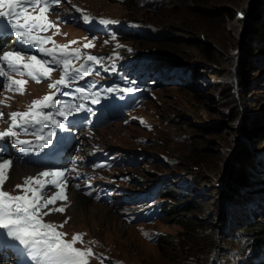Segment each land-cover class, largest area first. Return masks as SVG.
I'll return each instance as SVG.
<instances>
[{
	"label": "rangeland",
	"instance_id": "obj_1",
	"mask_svg": "<svg viewBox=\"0 0 264 264\" xmlns=\"http://www.w3.org/2000/svg\"><path fill=\"white\" fill-rule=\"evenodd\" d=\"M146 1L157 9L138 8L140 0H127V2L123 0H66L59 9H51V14H48V20L50 19L56 25L50 29L52 40L56 45L68 44L83 47L91 41L93 47L86 49L99 50L115 43L124 45L126 51L135 49L161 55L162 45L166 44L172 49V54L177 53V56L186 58L181 59L180 64L162 65V70L167 72L165 77L167 79L172 75L182 77L189 73L200 78L201 85L193 84L180 89L170 86L155 87L150 93L147 92L148 99L145 105L128 118L129 124L120 121L93 129L91 132L98 134L99 136L95 138L106 146L134 149L139 154L154 155L152 162L155 165H151L150 168L158 169L161 172L160 176L171 174L174 169L165 168V166L157 167L156 165L160 164L159 155L164 158L169 157L178 164L181 162L185 166L188 165L186 157L194 156L195 148L199 154L207 155L209 165L189 164L193 167L190 175L197 188L196 191H205L206 200L202 201L201 211L195 210L191 212L192 214L185 212L189 207V209L194 208L191 202L201 201L200 197L192 201L190 196L182 193L187 189L188 179L183 182L180 178H173L168 185L171 195L181 197L179 202L172 204L175 208H179L177 213L186 219L192 218V225L200 223V227H203L202 229L195 228V231L202 233L203 229L208 230L216 222L221 226L223 221L231 226L229 213L237 216L241 214L244 206L252 208V215H260L262 209L254 207L252 200H249L247 196L253 192L252 180L258 177L264 164V62H261L263 66L258 64L259 66L251 73L255 84L253 80H250L251 82L246 85L245 101L234 91L235 95L232 97L229 82H234L237 78L233 77L228 80L222 75L229 72L231 68L234 71L236 61L239 62L237 48L247 30L246 23L237 19L235 15L242 18V12L251 10L252 13L253 10L257 12L263 7L264 0H197L198 2L194 3H189L187 0ZM77 11L80 17L77 16ZM231 13H234V18L230 15ZM71 16H77L79 22L61 25L60 17ZM84 16L89 17L88 21L106 20L117 27L120 26L122 19L150 23L158 28L157 30L149 29L152 35L167 41H155L152 36L139 41L128 37L123 40L121 38L105 39L100 35L95 36L96 40L94 35L97 29L87 25L88 21H85ZM138 31H141V37H143L145 32ZM100 34L104 35L103 31ZM71 41H77V43L71 44ZM261 41H264V36ZM5 46L6 44L0 40V51L5 49L4 51L8 52L15 49L13 45ZM210 52L214 55L213 60L208 59ZM261 54L264 57V53ZM168 61H171V58L167 56L163 63ZM220 63L221 65L217 67ZM218 71L224 73L217 75ZM213 73L216 74L213 75ZM159 77H162L161 74ZM221 90L229 91L230 97L223 100ZM48 91V82L28 81L23 95L9 92L4 85V80L0 77V100L4 101L0 104V108L8 118L11 111L23 112L30 101L40 100ZM236 109L239 111L237 112L239 117L234 125L229 116L230 112ZM179 117L183 121L182 124L174 125L172 121L180 123ZM92 137L94 136H89L87 141H91ZM142 138H145L147 142L141 140ZM193 138L196 139L195 142ZM257 156L258 159H256ZM17 162L23 164L21 161ZM29 166L44 168L43 166ZM129 171L135 172L134 186L137 184L140 188L142 187L140 177L146 182L150 181L145 178L147 176L141 172L140 168L131 167ZM67 178L70 180L68 176ZM237 183L240 184L237 185ZM245 183L251 187L246 188ZM23 184V180L13 178L9 180L4 190L11 194L16 190L19 193L21 190L16 186ZM231 185L236 188L242 186V188L239 191L240 201L229 209L228 204L225 205V199ZM76 188H79V183ZM55 189L50 185L45 190L47 197H51ZM78 193L85 197L81 191ZM61 202L62 200H57L54 205H49V208L62 207ZM92 207L99 208L105 214L110 213V216L93 214ZM65 220L67 223L62 229L66 233V238L71 239L75 234H83L84 242L91 243L97 252L110 255L122 264H180L179 254L176 251L179 246L178 242L189 235V231L178 223L181 219L177 221L176 217L171 218L165 215L155 222L139 224L151 230V233L156 236L155 242L148 241L140 235L136 225L125 223L117 208L96 203L90 198L82 201L81 207L76 210H70V212L65 210L63 213L53 211L44 217L45 222L56 225H60ZM167 240H169V245L164 243ZM223 243L226 249L235 251V264H237L240 261L237 255L244 254L243 240L232 238L224 240ZM214 249L213 247L209 253ZM161 250L168 252L164 253ZM94 263L97 264V261L94 260ZM184 263L190 264L186 260L182 264Z\"/></svg>",
	"mask_w": 264,
	"mask_h": 264
},
{
	"label": "snow or ice",
	"instance_id": "obj_2",
	"mask_svg": "<svg viewBox=\"0 0 264 264\" xmlns=\"http://www.w3.org/2000/svg\"><path fill=\"white\" fill-rule=\"evenodd\" d=\"M50 9V0H0V18H7L18 41L22 45L35 47L44 56L51 57V61L38 59L34 55L25 57L20 51L0 54V65H2L0 66V77L7 76L9 81L5 86L6 89L23 95L28 80L13 79L5 71V66L12 73L20 77L27 76L36 83H40L42 79L50 78V74L54 71L49 66L50 63L63 69L60 79L49 84V88L56 91L45 95L40 100L33 101L27 111L12 112L9 115L11 121L9 127L6 131L0 132V141L6 137L14 138V143L21 146L22 151L24 146L30 142L19 139L20 133L16 129H20L25 134L28 133L29 129H34L32 134L35 135L37 141L41 142L39 147L46 146L51 142L55 133L48 130L45 135V129L49 128L50 125L60 129L65 126L55 119L52 113L46 114L42 110L55 107L56 114L67 120L68 115L76 110L75 106L56 101L55 95L60 87L67 88L71 80L87 76L92 72V68L86 66V63L79 67L73 65L74 59H81L79 48L70 51V45H56L51 37L40 35V33L56 27L53 22L48 20ZM84 19L88 21L89 17L84 16ZM100 23L108 24L111 22L101 20ZM48 43H52L53 47L46 48L45 45ZM70 43L76 44L77 41ZM83 47L91 48L93 44L89 41ZM86 62L99 64L101 61L95 56L87 55ZM123 91H132V89H124ZM76 92L79 93L82 100L91 99L92 102H97L98 94H89L82 88H77ZM2 103L4 101L0 100V104ZM80 107L82 108L83 105ZM3 115L0 113V119L3 118ZM11 164L10 160L0 161V229L6 230L8 236L18 240L30 251L34 249L35 254L32 255V259L35 264H89V258L95 256L92 249L75 247L77 243L83 244V234H75L68 241L65 239L66 233L57 230L63 228L67 220L60 225L44 221V217L53 211L60 213L65 211V207L49 208V205H54L57 200L67 199L65 194L66 181L63 179L64 172L45 171L41 172L38 177H28L23 185L16 186L23 194L12 195L4 190ZM49 177L51 179H43ZM48 185L58 189L50 198L47 197L45 191ZM45 209L47 211H44Z\"/></svg>",
	"mask_w": 264,
	"mask_h": 264
},
{
	"label": "trees",
	"instance_id": "obj_3",
	"mask_svg": "<svg viewBox=\"0 0 264 264\" xmlns=\"http://www.w3.org/2000/svg\"><path fill=\"white\" fill-rule=\"evenodd\" d=\"M140 1H141L140 2L141 5L140 4L137 5V7L140 9H143V8L151 9V10L157 9L156 7L149 5L146 0H140ZM172 1H175V0H172ZM187 1L189 3L190 2L194 3L197 0H187ZM124 2H127V0H125ZM230 15H233V18H234V13H231ZM242 15H243L242 18L237 17V15H235L237 19L244 21L247 27V30L246 32H244L243 38L241 39L240 46H238L237 48L238 50L237 59L239 58V62L238 60L236 61L234 65L235 66L234 71L231 68V70L227 72L225 75H222L224 73L223 71H218L217 75H222L226 77L228 80H231L233 77L237 78L236 81L229 82L230 91H232V97L235 95L234 92H237L238 97H242L243 101H245L246 100V95H245L246 85L251 82L250 80L254 79V77L253 78L251 77V73L255 71L253 69L259 66L258 64H261V66H263L261 62H264V57L261 56L262 55L261 53H264V50H263L264 41H261L264 36V5L263 7H261V9L259 8L257 12L253 10V13H252V10H251V11L242 12ZM112 28L116 32H118V34L116 33L113 38H121V40L128 37V38H133V39H137L141 41L145 38H150L152 36L153 40L155 41L157 40H162L165 42L167 41L166 39H162L160 37H157L156 35H152L153 33H151L149 29L152 28V29L157 30L158 28L150 23H141V21L122 19L119 27L112 25ZM134 30H142L145 32V34L143 37H141L142 35L134 34L133 33ZM113 48L114 47H107V48H103L99 50H93V52L99 53V55L103 56L106 52L113 50ZM115 49H117L118 52H121L120 54L123 56L122 58L136 60L140 64H142L143 62L141 59H146V62L148 63V67H147L148 71L150 70L153 73L154 78L151 80L150 77L146 75L143 76V78H145L146 82L155 81L154 85L149 89V92H151L155 87L170 86L173 88L180 89L184 87H190L193 84L201 85L200 78L197 76L191 75L189 73L184 74L182 77H177V75H172L170 76L169 79L165 77L167 75V72L162 70L161 68L162 65L180 64L181 59L186 58V57L182 58L180 56H177L176 55L177 53L172 54L171 53L172 49L169 47V45H166V44L162 45L163 50H161L162 51L161 55L159 54L157 55V54H153L149 52H140V51H136L135 49L126 51L125 46L119 45V44H115ZM167 56L171 58L172 62L168 61L167 63H163V61L165 60V58H167ZM213 56L214 55L212 54V52H210L208 59L212 58L211 60H213ZM220 65L221 63L217 65V67H219ZM133 68H138V67L132 64L129 68H127V70L131 74H134L136 76V72L132 71ZM159 74H161L162 77H159ZM215 74L216 73H213V75ZM253 83L255 84V80H253ZM198 88L199 87H197V89ZM221 93L223 96L222 98L223 100H226L228 97H230L229 91L221 90ZM237 112H239L238 109H236V111L230 112L231 114L229 116V118H231L232 120L231 122L234 125H235V122H237L238 117H239V113L237 114ZM179 121L180 123L175 122V121H172V123L174 125L182 124L183 121L180 117H179ZM193 140H194L193 142H195L196 139L193 138ZM195 150L196 152L193 153L194 156L190 155L189 157H186V164H188L186 166L183 165L181 162L179 164L176 163L173 159L169 157H167L169 161H165L162 155H159L158 162L160 164H157L156 166L157 167L165 166V168L171 167L174 169V172L185 173V174L190 175V173H192L193 167H190L189 164L195 163V164H201V165H209L208 156L199 154L196 148ZM131 151H132V154L135 155V163H134L135 167L140 168L142 170L141 172L147 176L145 177L147 180H155L160 176L161 172L158 169L150 168L151 165H155V163L152 162L155 157L154 155L146 154L147 159L145 160V157L140 155L136 150L133 149ZM256 159H258V156ZM147 161H150V162H147ZM145 168H146V171H144ZM128 170H130V168H128ZM197 170L198 168L196 169V171ZM131 173H132L131 181L132 180L135 181L134 180L136 179V176L134 174L135 172H131ZM252 181L254 185V187L252 188L253 192L251 193V195H248L247 198L249 200H252L254 207H258L263 210L262 214L252 215L251 214L253 212L252 208L247 207V206H244V208L241 209V212H240L241 214L237 216L234 213H229V217H230L229 222L231 223V226H230L231 229L229 230H227L229 228V226L227 225L228 222L223 221V224L221 223V226L219 223L216 222V224L214 226H210L208 230L203 229V232L201 231L202 233L195 231V228H200V229L203 228V227H200L201 226L199 225L200 223L192 225L193 224L192 218L186 219V217L180 216V214L177 213V210L179 208L177 209V207L175 208L174 206H172L173 202H179L181 197L180 198L173 197L170 194L169 196L165 194L162 197V201H163L162 202V212L164 208H166L162 217H164L165 215H168L171 218L176 217L177 221L181 219V221L180 222L178 221V223L181 224L185 230L189 231V235L187 236V239L185 238L184 240L178 242L179 246L177 247L176 251L179 254L180 264H182L184 260H186V262H189L190 264H205L210 254L209 251L213 247L215 249H218L219 256L223 255L222 247L218 245V235L220 234L222 238H225L228 235V233L230 235L232 233H235L234 234L235 238H241L243 240V250H244V257H245L243 264H260L259 260L264 251V164L262 165V169L258 177ZM238 184L240 183H237V185ZM245 186L246 188L251 187L249 185H246V183H245ZM237 187L238 188L231 185L229 188V191L226 194L225 205L228 204L227 205L228 208L235 206L236 202L240 201L239 196L241 194L239 195V191L241 190L242 186L240 187L237 186ZM191 204H193L194 208L189 209L190 208L189 207L187 208L188 211H185V212L192 214L191 212L195 210H198V211L202 210L203 206L200 202H195V203L191 202ZM241 204L243 203L241 202ZM190 225H191V228H190ZM232 229H233V232L231 231ZM230 239L232 238L230 237ZM164 243L166 245L167 244L169 245V240L164 241ZM161 251H163L164 253L168 252L164 250H161ZM235 255H236L235 251L233 249H230L228 253L224 256V259L227 260L230 264H234ZM237 257L242 258V255L240 256L238 254Z\"/></svg>",
	"mask_w": 264,
	"mask_h": 264
},
{
	"label": "bare ground",
	"instance_id": "obj_4",
	"mask_svg": "<svg viewBox=\"0 0 264 264\" xmlns=\"http://www.w3.org/2000/svg\"><path fill=\"white\" fill-rule=\"evenodd\" d=\"M145 2V1H144ZM260 4V3H259ZM141 5V4H140ZM146 6V5H145ZM261 6V5H259ZM97 15V14H96ZM100 16V15H98ZM110 18H116V17H110ZM118 19V18H117ZM127 20V19H126ZM118 34V33H117ZM120 37V36H119ZM119 39V38H118ZM9 46V45H8ZM100 47V46H99ZM103 47V46H101ZM5 50V49H4ZM4 50L0 51V54H2L4 52ZM100 52V51H99ZM143 60V59H141ZM2 66V65H0ZM47 94V93H46ZM0 113H3V110L0 108ZM4 114V113H3ZM7 120V116L4 114L3 118L0 119V131L3 130V128L5 127V122ZM90 136L93 135L94 137L99 136L98 134L94 133V132H87ZM146 154V153H145ZM141 155V153H140ZM5 160H10L12 162L11 164V168L8 171V179L6 181V183L4 184V188L8 186L9 180L13 179V178H18L21 179L23 181H25L26 178L28 177H38L39 174L41 172H54V171H61L64 172L65 175L63 177L64 181H66V188H65V194L67 196L66 200H62L61 205L62 207H65V210H68L70 212V210H76L78 208L81 207L82 201L86 200L85 197H82L81 195H79L78 191L74 188L73 186V182L71 180H68L67 178V174H66V170L62 167V165L60 166H56L55 168H50V169H44V168H31L29 165H24L21 163H18L17 161H15L14 159L11 158H7L5 155H3L2 153H0V161H5ZM166 164V163H165ZM167 165V164H166ZM172 166V165H171ZM179 170V169H178ZM182 171V169H181ZM186 172V171H185ZM178 173V172H177ZM46 180L51 179L49 178H45ZM141 181H142V187L140 188L137 184H135L134 187V192L137 195H144L147 194L148 192V187H149V183L150 181L146 182L144 180V178L140 177ZM174 188V187H173ZM201 188V187H200ZM196 187H195V183H193L190 179H188V184H187V190L190 193H196L198 194L196 196L201 198V201H198L202 204L203 200H206L204 193L205 191L203 190L201 191H196ZM199 189V188H198ZM251 189V188H250ZM181 190V189H180ZM58 189H55L53 193L57 192ZM177 192V191H176ZM182 194V193H181ZM169 196V194H167ZM175 194H173L172 196H174ZM171 197V196H170ZM120 199V198H119ZM163 202V201H162ZM204 204V203H203ZM201 206V205H200ZM70 209V210H69ZM198 209V207H197ZM201 209V208H200ZM200 211V210H199ZM92 213L93 214H98L99 216H104V217H108L110 216V213L105 214L103 211H101L99 208H95L92 207ZM148 226V225H147ZM186 234V233H185ZM187 235V234H186ZM187 239V237H185ZM29 254L25 255L24 257H28ZM0 264H9V263H0Z\"/></svg>",
	"mask_w": 264,
	"mask_h": 264
},
{
	"label": "water",
	"instance_id": "obj_5",
	"mask_svg": "<svg viewBox=\"0 0 264 264\" xmlns=\"http://www.w3.org/2000/svg\"><path fill=\"white\" fill-rule=\"evenodd\" d=\"M249 19H250V18H249ZM249 19H248V20H249Z\"/></svg>",
	"mask_w": 264,
	"mask_h": 264
}]
</instances>
